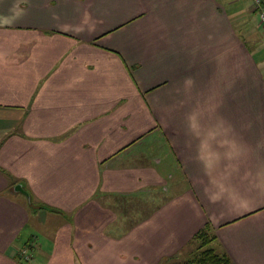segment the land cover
<instances>
[{"label":"crops","instance_id":"crops-1","mask_svg":"<svg viewBox=\"0 0 264 264\" xmlns=\"http://www.w3.org/2000/svg\"><path fill=\"white\" fill-rule=\"evenodd\" d=\"M17 2L0 0V264H160L209 222L217 254L264 264L253 1L27 0L3 23ZM39 216L50 254L19 260Z\"/></svg>","mask_w":264,"mask_h":264},{"label":"rangeland","instance_id":"rangeland-1","mask_svg":"<svg viewBox=\"0 0 264 264\" xmlns=\"http://www.w3.org/2000/svg\"><path fill=\"white\" fill-rule=\"evenodd\" d=\"M251 5H252V1L246 0V8L250 7ZM239 10H240V13L243 15V17H242L243 23L245 25H248V27L250 28V30L253 31V33L255 31H257L260 34V37H259L260 40L256 39V42H259V45L250 46V49L254 53L257 62L261 63V66H263V60L262 59L264 58V28L259 27V24L261 25L260 15L257 12L249 13V11L247 9H245L244 6H240ZM245 28L247 30L246 26H245ZM239 29H240V25H239ZM261 46H262V51L260 50ZM260 51H261V53H260ZM27 203H28V201H27ZM27 203H25L26 206L28 205ZM37 208L38 209L36 210V212L41 210V207H37ZM32 211L34 212V209H32ZM136 215H139V214H136ZM136 215H130L127 218H134ZM54 222L53 221L45 222L44 219H41L40 216H39V218L36 217L34 219V222L31 221L29 226L21 233V237L19 239L18 245L20 243L23 244L24 242H27L29 240H31V242H33L36 239V241L38 242L37 245L35 246L36 249L30 250V251L28 250L27 255L35 254L36 256L38 255L40 257L41 252H43L44 250H45L44 252H46V254H50L49 253V246H50L49 244H51V240L54 237L55 231H56V223H54ZM130 222L132 223L133 221L131 220ZM35 228H38V230ZM32 236H33V238H31ZM47 244H48V246H47ZM32 245L34 246V244H32ZM195 246H196V243L193 241V238H192L188 242V244L183 248V250H181L179 253H177L175 255L177 258L176 259L174 258L172 261H170V263L174 264L175 260L177 261L176 264L185 263L186 262V261H184L185 257L191 251L192 252L195 251V249H196ZM38 251L40 252V255H39ZM172 256H174V255H172ZM35 263H33V264H35ZM163 263L168 264V263H165V260L162 262V264Z\"/></svg>","mask_w":264,"mask_h":264},{"label":"trees","instance_id":"trees-1","mask_svg":"<svg viewBox=\"0 0 264 264\" xmlns=\"http://www.w3.org/2000/svg\"><path fill=\"white\" fill-rule=\"evenodd\" d=\"M254 4V3H253ZM257 11H259L260 15V21H261V13L264 12V9L261 5V8L258 9L255 7ZM263 26V24L261 23ZM264 28V26H263ZM2 171V169H0ZM6 174V173H5ZM6 176L11 179V176L6 174ZM12 182V181H11ZM17 185L14 184V186ZM29 198L28 200V205L29 209L32 211L34 209V212L38 209L37 207L39 204H37L32 197V194L27 191ZM46 208V207H44ZM49 209L52 212H57L54 209L46 208ZM33 212V211H32ZM216 235L213 234V227L211 225V222L207 223L203 229L198 231L194 236H193V241L196 243L195 246V251L190 252L184 259L186 261V264H233L231 259L229 258L228 255L226 254H217L214 248L212 247V243L216 241ZM28 250H34V247L31 244V240L27 241L24 245V247L21 249V251L17 252L16 258L19 260L22 258V260L26 259L28 257ZM176 255V254H175ZM171 256L169 258H165V263L172 264L170 261H172L174 258L176 259V256ZM27 260V259H26ZM163 260V261H164ZM162 261V262H163ZM162 262L160 264H162ZM176 260L174 261V264H176ZM183 263V264H185ZM164 264V263H163Z\"/></svg>","mask_w":264,"mask_h":264},{"label":"clouds","instance_id":"clouds-1","mask_svg":"<svg viewBox=\"0 0 264 264\" xmlns=\"http://www.w3.org/2000/svg\"><path fill=\"white\" fill-rule=\"evenodd\" d=\"M27 0H18V2L14 5V7L10 10L12 13H13V16L11 19L9 18H3L2 22L3 23H11L13 22L14 20H17V19H21L25 14V10L21 7V3H26ZM191 80H187L186 81V84H191ZM225 143H228L230 145V147L232 148H235L236 145H235V142H228V141H225ZM228 157L231 158V152L227 153ZM201 159L203 160V157H201ZM205 166L207 167V163H205ZM220 199V194L217 193L216 195L214 196H211L210 197V200L215 203L217 202L218 200Z\"/></svg>","mask_w":264,"mask_h":264},{"label":"built area","instance_id":"built-area-1","mask_svg":"<svg viewBox=\"0 0 264 264\" xmlns=\"http://www.w3.org/2000/svg\"><path fill=\"white\" fill-rule=\"evenodd\" d=\"M253 3H254V6L258 9L261 8V5H262V0H252ZM261 23L263 24L264 26V12L261 13Z\"/></svg>","mask_w":264,"mask_h":264},{"label":"water","instance_id":"water-1","mask_svg":"<svg viewBox=\"0 0 264 264\" xmlns=\"http://www.w3.org/2000/svg\"><path fill=\"white\" fill-rule=\"evenodd\" d=\"M15 191H17V192H22V193H24V194L27 195L26 191H24V189L22 188L21 185H17V186L15 187Z\"/></svg>","mask_w":264,"mask_h":264}]
</instances>
